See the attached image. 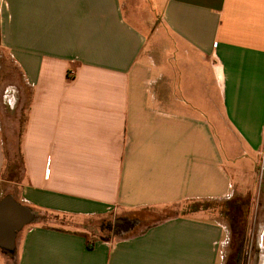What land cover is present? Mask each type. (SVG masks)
I'll list each match as a JSON object with an SVG mask.
<instances>
[{"label": "crops", "instance_id": "1", "mask_svg": "<svg viewBox=\"0 0 264 264\" xmlns=\"http://www.w3.org/2000/svg\"><path fill=\"white\" fill-rule=\"evenodd\" d=\"M141 1L0 0V199L33 217L14 264H235L209 210L108 240L43 219L239 203L264 171V0ZM257 230L264 264V209Z\"/></svg>", "mask_w": 264, "mask_h": 264}, {"label": "rangeland", "instance_id": "2", "mask_svg": "<svg viewBox=\"0 0 264 264\" xmlns=\"http://www.w3.org/2000/svg\"><path fill=\"white\" fill-rule=\"evenodd\" d=\"M150 3H153V0H142L140 5L141 7L146 8ZM12 73L13 82L15 84L21 83L19 74H17L13 69ZM9 83V81L5 80L2 84V88L6 91L3 93V98L5 100L3 104V112L11 117L12 109L15 106L10 105V99L12 93L14 94L15 92L10 90L11 85H9ZM24 116L25 104L22 106L18 115V132L22 129ZM14 132L17 133L15 130ZM244 181L249 185V195L248 199L239 203H234L231 198L221 201L187 200L167 206L145 207L136 210L115 212L114 214L108 213L103 216L72 218L69 216L59 217L44 215L43 219L54 225H65L75 229L86 230L92 238L109 239L110 237L118 238L123 237L124 235L127 236L132 233H137L146 226L168 217L209 210L211 212L208 215L209 217L224 221L228 225L230 230V243L228 245L230 250L232 249L234 251L233 254H236V252L238 250L241 251V249L250 251V249L254 247L255 243L258 242L257 226L259 225L260 216L264 209L263 169L259 168L255 169V171L253 170L252 173L247 175V179L245 178ZM224 211H227L226 216L222 214ZM0 252L3 255L2 257L5 259L6 264H14L12 254H8L2 250H0ZM253 257L254 253L250 256V258L253 259ZM227 264H233V262L228 261Z\"/></svg>", "mask_w": 264, "mask_h": 264}, {"label": "water", "instance_id": "3", "mask_svg": "<svg viewBox=\"0 0 264 264\" xmlns=\"http://www.w3.org/2000/svg\"><path fill=\"white\" fill-rule=\"evenodd\" d=\"M30 210L16 203L10 195L0 199V247L12 250L16 232L32 220ZM12 215V216H11Z\"/></svg>", "mask_w": 264, "mask_h": 264}, {"label": "flooded vegetation", "instance_id": "4", "mask_svg": "<svg viewBox=\"0 0 264 264\" xmlns=\"http://www.w3.org/2000/svg\"><path fill=\"white\" fill-rule=\"evenodd\" d=\"M243 250V249H242ZM241 251H237L236 255H235V264H254L253 259L250 258L251 255H253V253H255V248L252 247L250 249V251L244 250L243 252ZM247 252H248V257H247Z\"/></svg>", "mask_w": 264, "mask_h": 264}, {"label": "trees", "instance_id": "5", "mask_svg": "<svg viewBox=\"0 0 264 264\" xmlns=\"http://www.w3.org/2000/svg\"><path fill=\"white\" fill-rule=\"evenodd\" d=\"M124 236H125V235H124ZM124 236H123V237H124ZM111 238H112V237H110L109 239H111ZM101 240H108V239H101ZM88 241H89V242H88V244H87V247H90V245H91V244H90L91 239L89 238ZM5 252H7V251H5ZM7 253H8V254H11V251H8Z\"/></svg>", "mask_w": 264, "mask_h": 264}]
</instances>
